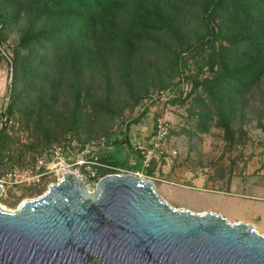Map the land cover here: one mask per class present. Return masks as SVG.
Masks as SVG:
<instances>
[{"label":"rangeland","instance_id":"obj_1","mask_svg":"<svg viewBox=\"0 0 264 264\" xmlns=\"http://www.w3.org/2000/svg\"><path fill=\"white\" fill-rule=\"evenodd\" d=\"M207 3L208 0L162 3L172 26L169 32L154 34L141 49L138 62L142 65L139 71L143 72V79L135 77L127 84L119 70L112 73L109 81L100 76L88 81L87 77L92 92L86 97L83 110L75 112L73 102L62 95L53 110L57 119L50 123L36 122L38 118L30 112V117L15 113L8 119L7 139L0 153V178L12 167L30 163L47 145L60 142L71 132L80 134L83 140H107L108 151L119 148L127 152L124 143L127 123V135L135 149L130 163L135 166L136 148L139 144L148 145L157 120L165 119L172 126L165 142V158L153 161L149 168L133 169L130 173L140 172L139 177L152 181L160 196L173 208L194 213L216 211L229 218L242 214V209L235 211L231 207L228 202L231 197L218 192L229 189L233 182L236 183L234 193L248 195L244 200L249 203H261L264 199V81L238 107V115L231 122V134L216 121L209 133H197L196 119L191 120L189 116L192 99L185 104L176 103L191 89L175 71L176 56L195 46L207 34L204 21ZM35 15V11L26 8L20 22L7 31L6 41L0 46V113L6 111L11 100L12 47L32 26ZM219 21L215 20L214 24L217 26ZM205 60V55L195 53L187 61L186 72L200 79L211 76L208 69L200 74ZM138 98L141 100L136 103ZM35 105V99L26 102L27 108ZM5 121L6 118L3 122L0 118V129ZM113 142L121 144L115 147ZM84 181L93 191L99 179L84 175ZM53 182L45 180L37 187L7 188L0 197V209L17 211L24 201L45 194Z\"/></svg>","mask_w":264,"mask_h":264},{"label":"trees","instance_id":"obj_2","mask_svg":"<svg viewBox=\"0 0 264 264\" xmlns=\"http://www.w3.org/2000/svg\"><path fill=\"white\" fill-rule=\"evenodd\" d=\"M168 2L0 0V46L6 41L7 31L20 22L26 8L36 14L31 20L32 26L12 47L11 100L6 111L0 113L2 122L7 119L0 129V153L7 139L8 119L15 113L30 117V112L38 118L36 122L50 123L57 119L53 110L62 95L73 102L75 112L83 110L86 97L92 92L87 77L88 81L93 76L109 81L112 73L119 70L127 84L135 77L143 79L138 56L154 34L171 30L170 19L162 9V3ZM217 19L220 21L216 26ZM204 21L207 34L199 38L195 46L176 56V73L183 83L191 85L187 96H181L176 103L185 104L192 99L189 116L191 120L196 119L197 133H209L216 121L231 134V122L238 115V107L264 81V0H208ZM195 53L206 56L200 74L208 69L211 76L200 79L186 72L187 61ZM32 99L36 105L27 108L26 102ZM140 100L138 98L136 103ZM125 127L127 129L129 124ZM68 134L83 142L90 141L83 140L80 134ZM124 143L127 152L119 148L114 152L106 149L94 157V161L127 171L140 170L142 155L139 151L136 165L130 163L135 149L127 131ZM113 144L119 147L121 143ZM82 173L95 180L117 172L92 166L90 170L83 168Z\"/></svg>","mask_w":264,"mask_h":264},{"label":"water","instance_id":"obj_3","mask_svg":"<svg viewBox=\"0 0 264 264\" xmlns=\"http://www.w3.org/2000/svg\"><path fill=\"white\" fill-rule=\"evenodd\" d=\"M0 264H264V235L173 208L132 173L108 174L91 191L67 172L17 211L0 209Z\"/></svg>","mask_w":264,"mask_h":264},{"label":"built area","instance_id":"obj_4","mask_svg":"<svg viewBox=\"0 0 264 264\" xmlns=\"http://www.w3.org/2000/svg\"><path fill=\"white\" fill-rule=\"evenodd\" d=\"M171 123L158 119L148 145L139 144L136 148L142 155V167L149 168L153 161L165 158V142L171 134ZM126 131V127H125ZM107 140H90L83 142L73 134H67L61 143L45 147L30 163L14 166L0 178L3 194L7 188L15 186L37 187L45 180H54L57 184L67 172L77 174L84 180L82 169L101 166L116 170L117 173L128 172L121 168L104 166L94 161L100 152L107 148ZM134 175L140 176L137 172ZM100 180V179H99Z\"/></svg>","mask_w":264,"mask_h":264},{"label":"crops","instance_id":"obj_5","mask_svg":"<svg viewBox=\"0 0 264 264\" xmlns=\"http://www.w3.org/2000/svg\"><path fill=\"white\" fill-rule=\"evenodd\" d=\"M235 188H236V183L233 182L229 189L218 192H221L223 194L228 195V197H231L229 198L230 200L228 201L232 205L231 207H233L235 211H239L242 209L243 213L239 215H235L232 218L229 217H225V218L228 219L231 223L244 222V223L252 224L256 227V229L260 234L264 235V199H262L261 203H249L247 200L246 201L244 200L249 196L234 193ZM232 198H235V200H232ZM213 212L220 214L216 211Z\"/></svg>","mask_w":264,"mask_h":264}]
</instances>
